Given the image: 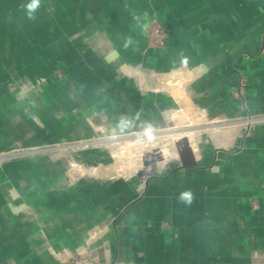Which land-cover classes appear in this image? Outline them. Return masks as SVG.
I'll list each match as a JSON object with an SVG mask.
<instances>
[{"label":"crops","instance_id":"obj_1","mask_svg":"<svg viewBox=\"0 0 264 264\" xmlns=\"http://www.w3.org/2000/svg\"><path fill=\"white\" fill-rule=\"evenodd\" d=\"M28 2L0 0V264H72L88 248L95 264H264V0H40L34 20ZM179 72L185 105L159 89ZM247 115L261 121L245 130ZM187 132L191 166L174 147L186 137L177 160L113 162L126 140Z\"/></svg>","mask_w":264,"mask_h":264},{"label":"bare ground","instance_id":"obj_2","mask_svg":"<svg viewBox=\"0 0 264 264\" xmlns=\"http://www.w3.org/2000/svg\"><path fill=\"white\" fill-rule=\"evenodd\" d=\"M160 79L162 80L163 84L159 86V89H161L163 91H172V93H174V94L180 93L181 96H179L178 98L180 99L181 103H183V105H185V103L182 102L184 97H185V95L187 94V93L185 94V86H186V83H187L185 74H181V72H179V73H176V74H173V75L163 76ZM222 131H225V130H222ZM227 132H228V130L225 131V132H220V131H217V130L212 132L211 133V137H212L213 141L215 142V144L221 145L222 142H223L222 140L226 139V137L228 136ZM197 136H198V134L196 132H187V133H184V134L181 133V134H177L176 136H169V135L168 136H163L161 138V141H162L163 145H162V148L160 149L162 157H164L166 162H171V161L177 160V155H175V156L171 155L170 156V154H171V146L173 147V143L175 141H178V140L182 139L183 137H186L188 139L190 146L193 148V150L195 152H197ZM134 139L133 140H126L123 143L118 144L116 149L112 151V156L115 158L116 162L118 163V164L116 163V166L119 169V171H123V170H126V169L127 170L138 169V167L141 166L142 163H143V155L146 152V150H149V149L153 150L154 149L155 142H154L153 138L152 139L148 138V140H146L144 142L140 141L139 139H137V140H134ZM227 148H228V146H227ZM137 152H138L139 155H137L135 161H125L124 162V160H123L124 157L129 156V158L130 157L132 158L134 156V154L137 153ZM70 167L72 169L75 168L78 171V173L79 172L82 173V174L88 173V175L89 174H93L94 175V174H96V171L98 170V167H93V166L91 167V166H88V165L83 164V163L81 164L80 162L77 163V161L72 162ZM105 169L108 172H110V168L108 166H106Z\"/></svg>","mask_w":264,"mask_h":264},{"label":"built area","instance_id":"obj_3","mask_svg":"<svg viewBox=\"0 0 264 264\" xmlns=\"http://www.w3.org/2000/svg\"><path fill=\"white\" fill-rule=\"evenodd\" d=\"M146 37L147 39L154 45L156 48H162L165 44V40L167 38L166 31L162 24L156 19L153 18L150 20L148 23L147 29H146ZM261 53H264V37L262 41V51ZM60 77L61 74H58ZM247 87V79L240 76L239 83H238V88L234 92L235 96L243 101V108L246 109L245 107V102H244V93L245 89ZM261 118L254 117L251 115H247L244 117L241 121L242 125L245 127V130H249L253 125L256 123L260 122ZM16 155L13 156H21L23 154L15 153ZM2 158H9V157H2ZM97 250L96 249H90L88 248L86 250V255L85 257H75L72 260V264H95L97 258H96Z\"/></svg>","mask_w":264,"mask_h":264},{"label":"water","instance_id":"obj_4","mask_svg":"<svg viewBox=\"0 0 264 264\" xmlns=\"http://www.w3.org/2000/svg\"><path fill=\"white\" fill-rule=\"evenodd\" d=\"M179 159L183 166L192 165V149L190 147L188 139L184 138L180 142L175 144ZM105 175L113 176L112 172H108L103 166L98 167L96 171V177H101Z\"/></svg>","mask_w":264,"mask_h":264},{"label":"clouds","instance_id":"obj_5","mask_svg":"<svg viewBox=\"0 0 264 264\" xmlns=\"http://www.w3.org/2000/svg\"><path fill=\"white\" fill-rule=\"evenodd\" d=\"M24 7L27 11L28 19L34 20L36 18L35 13L40 7V0H29V2L24 5ZM150 132V129L146 130V134L150 135ZM179 199L180 201L185 202L186 204H191L194 199V195L191 191H184L180 194Z\"/></svg>","mask_w":264,"mask_h":264},{"label":"rangeland","instance_id":"obj_6","mask_svg":"<svg viewBox=\"0 0 264 264\" xmlns=\"http://www.w3.org/2000/svg\"><path fill=\"white\" fill-rule=\"evenodd\" d=\"M154 142H155V146H154V148H160V149L162 148V145H163V144L161 143V141H154ZM115 149H116V148H113L112 151L115 150ZM112 151H110V152L112 153ZM137 155H138V152L135 153L134 156H133L132 158H131V157L129 158V156H127V157H124L123 160H124V162H125V161H135ZM112 158H113V162L116 164L117 162H116L115 158H114L113 156H112ZM77 163H78V162H77ZM71 164H72V163H71ZM117 164H118V163H117ZM69 168H70V165H69ZM105 168H106V167H105ZM71 169H72V168H70V170H71ZM71 171H72L73 173H77V172H78L75 168L72 169Z\"/></svg>","mask_w":264,"mask_h":264}]
</instances>
